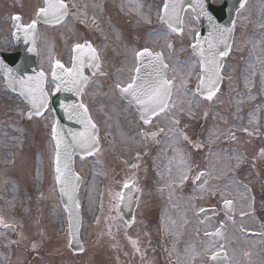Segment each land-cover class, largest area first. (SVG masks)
<instances>
[{
    "label": "rangeland",
    "instance_id": "rangeland-1",
    "mask_svg": "<svg viewBox=\"0 0 264 264\" xmlns=\"http://www.w3.org/2000/svg\"><path fill=\"white\" fill-rule=\"evenodd\" d=\"M14 1L11 0L13 4ZM215 1L220 2L221 0ZM161 2L162 0H153V3L152 1L149 3L148 0H72V5L74 4L75 7L71 5L72 12L63 22L51 28L42 29L39 41L41 67L47 72L50 71V56L53 61L58 59L68 64L72 45L82 41L83 38L93 41L102 50L103 65L100 72L105 73V75L98 73L93 77L92 82L88 83L86 87L84 97L91 104L96 119L101 121L104 117L99 115L101 111L98 106L102 102L100 98L101 96L116 95L114 84L122 82V79L126 76L125 72H120L121 69L119 68L123 64L128 65L130 70L133 49L139 48L141 45L165 46L166 40L164 37L166 35L164 32L159 31L161 33L151 35L146 31V26L150 27L151 25L155 30H162V25L156 20L158 4ZM12 3L8 0H0V45L4 47L11 46V36L8 35L11 28L8 27V21L11 14L18 10L17 6L12 5ZM37 6H41V1L38 0ZM32 7H34L32 4H25L24 8L30 10L25 20L34 19L33 11L35 7L31 9ZM150 15L153 17L151 23H149L150 18H148ZM83 21L89 24V28L81 26L80 22ZM97 21H100L99 26H94ZM263 23L264 0H248L246 7L238 12L235 19L234 46L226 58L223 70L225 79L222 88L210 101L206 109V113H210L212 119L216 117L218 120L216 119L217 125L212 120L203 129L205 134L203 143L206 144L209 141V145H211L212 150H215L220 160H226L230 155L226 151L225 144L228 142L227 135L234 124L237 125L236 127H255L257 123L264 120V101H262L264 94ZM2 27H4V33H2ZM183 27V35L172 34L175 40V42L172 40L175 47L174 52L177 56L172 57L169 61L172 64V76L177 78L175 96L183 97L181 100H176V102L181 101L182 104L186 102L188 105L189 102L192 103L190 97L193 96V84L199 76V64L196 60H192L193 53L190 49V43L193 41L192 34L198 30L197 21L193 19L191 9H187L185 12ZM190 29L193 30V33H190ZM120 51L122 52L119 53ZM193 65L195 66L193 67ZM182 83L183 86H181ZM52 87V85H49V89ZM5 88L0 80V213L5 217L6 223L9 220L15 221L9 223L15 224L6 229L2 226L3 224L0 225V264H5L3 259L10 256V253L13 256L15 255V259H20V257L24 259L26 256L15 247L13 241L25 247H31V249L33 244L36 245L35 248H40L41 244L46 242V238L57 239L54 237L50 222L56 219L54 225L60 227L58 211L52 208L56 203L53 191H49L50 196L44 201L34 200L31 197L36 190L33 187L27 190V193L21 195L17 189H13L14 192L7 193V185L4 182L9 181L10 185L16 182L13 177L15 170H12V167L5 166L10 161L8 154L10 155L14 153V149L24 146L34 151V155H37V159H35L37 177L39 178L38 181H41L44 174L46 175V172L44 173V169H42V162L45 160L47 165L50 164L51 147L48 139V118L29 119L27 117L28 104L24 103L16 94L5 91ZM258 102L261 103V107L254 108L253 104ZM192 105L196 104L192 103ZM230 113H234L239 119L230 122L229 125V119L222 118L227 117ZM114 115V113L106 112V119L112 121L113 133H126L127 130L120 129L121 127L124 128V125L114 121ZM187 119L189 118L187 117L185 120ZM23 123H25L26 129H31L30 132H24ZM103 125L105 131H107L109 128L108 122H103ZM185 129L187 133L192 131L191 126H185ZM103 137L107 142L103 143L102 149L104 153H108L113 150L112 147L116 143L109 140V135L105 136L103 133ZM240 140L241 138L238 137L232 143L236 144ZM234 156L230 157V162L233 164L238 160L237 153ZM29 157V153H20L18 157V168L26 169V179L30 177L32 172L29 167ZM83 161L84 170L89 174L87 169H90L91 163H89V159ZM221 164L223 163H220L218 168L225 167ZM224 165L227 166L225 163ZM95 170H97V166H95ZM213 176L218 181L222 180V176L227 177L226 173L223 175L216 173ZM223 183L220 184L221 188ZM17 187L20 188V184ZM223 188L235 193L239 206L241 208L245 207L247 202L245 187L234 183L230 176V183L223 184ZM229 195L232 196L230 192ZM14 204L17 206L12 207ZM93 204L94 201L90 200L87 207L92 208ZM34 209L35 214L31 217V212L33 213ZM59 210L61 212L60 208ZM24 226L29 227L28 231L25 230ZM23 231H26L24 235ZM39 233L42 234L44 239L41 243H39L42 240ZM61 241L63 240L60 239L56 242L57 245H54L56 243L51 241V247L58 246ZM63 245L61 250L65 249ZM85 257L87 259H102L96 251L93 253L86 252ZM15 259L13 264H16ZM31 259L40 258L33 256ZM41 259L43 258L41 257Z\"/></svg>",
    "mask_w": 264,
    "mask_h": 264
},
{
    "label": "snow or ice",
    "instance_id": "snow-or-ice-1",
    "mask_svg": "<svg viewBox=\"0 0 264 264\" xmlns=\"http://www.w3.org/2000/svg\"><path fill=\"white\" fill-rule=\"evenodd\" d=\"M245 0H240V8H243ZM71 0H44V5L35 13V19L28 24L21 23L19 15L11 17L16 27L17 32L22 31L24 34V42L31 43L27 49L28 53L39 55L36 48L37 39V24L43 21L46 24H59L63 22L69 15V4ZM75 7V5H72ZM191 9L193 19L204 17L207 19L209 25V32L206 37H202L199 32H194L190 29L192 34V48L194 57L199 60L200 75L198 76V84L193 95L199 94L204 99L212 101L220 90V83L223 80L221 75L222 58L228 55L231 49L230 39L233 31L232 27H225L216 22L213 13L205 0H192V2L184 7L183 0H163L162 7L159 9V18L165 23L171 32L183 35L184 33V20L182 13ZM239 11V9H237ZM233 27L235 21L232 22ZM17 32L13 36H17ZM170 49L171 43L167 44ZM73 55L71 56V66H66L60 60H54L49 57L51 67V84L53 86V94L61 91L73 92L76 96H83L84 90L88 86L90 77L85 74V68L91 71L92 76H96L99 72L100 75L105 73L100 72L101 59L97 49L89 41L83 43H75L71 49ZM136 67L131 71L133 74L127 82H117L115 87L119 90L128 104L135 106L139 113V119L145 126L153 124L154 120L159 119L162 114L168 113L176 108L175 102L172 100L173 89L176 87L175 76L169 78V64L165 62L163 52H153L149 48H144L135 52ZM147 61L145 63L144 61ZM29 61L28 56L20 58L14 68L6 63L5 59H0V70L3 71L5 78L9 81L10 85H19V91L22 96L26 98L30 104V110L27 113L29 119L35 116H44L48 111L49 105V92H48V74L43 71H36L33 75H28L25 72ZM195 65H193L194 67ZM191 75V73H189ZM183 86V83L182 85ZM61 109L64 110L68 119H75L77 124L82 127L79 131L69 129L65 133L59 127V121L52 123L51 137L55 142V155H54V182L59 188V194L62 198H66L65 210L68 212L69 220V235L77 238L79 231V209L80 203L77 199L79 188L80 176L73 171V157L77 152L81 159L87 156H94L101 151V137L99 134V127L90 115L88 106L81 100L79 103H60ZM207 115V113H205ZM178 119H173V125H179ZM169 132H178V129L169 128ZM247 132V129H245ZM161 133H165L164 128H159L155 131H145L141 129V137L147 139L151 137L155 139ZM251 135V133H249ZM180 137L189 141V137L183 132H179ZM228 135L235 139V134L229 132ZM196 147L201 145L196 144ZM261 155H264V149L260 150ZM141 158V153H136V159ZM127 163V161H125ZM181 164L186 165V161L181 158ZM132 168H138L139 164H132ZM171 175V168L168 169ZM192 169L186 166L181 171L177 180L179 185H184L189 180ZM210 173L208 171H199L193 178V184L196 185L202 192L205 191V186L208 184ZM200 181V184H196ZM175 181H169L165 187L172 189ZM127 190L125 192L124 190ZM163 191V189H161ZM141 189L136 186L134 178L126 179L122 184V189L116 192L112 197L111 210H115L119 215L122 213L123 208H130L133 206L134 194L136 196V203ZM212 195L219 192L223 200V208L229 219H233V212L235 209L234 199H229V193L213 188L210 190ZM201 198H203L201 196ZM205 212L204 208L199 209V213ZM197 213V214H199ZM241 217L247 213L241 211ZM134 220V218H133ZM132 221H126L130 224ZM234 222V221H233ZM0 224L5 228L10 225L3 223L0 218ZM224 225L221 223L220 227L216 228L214 232H205V236L215 243L216 238L223 237ZM241 231H245L243 226ZM135 244V241H133ZM71 241L69 242V247ZM36 245L33 244V248ZM221 249L223 245L221 244ZM83 251V247L79 249ZM208 251L210 252V259L216 261L221 252L212 251V245H209ZM226 256V253H224Z\"/></svg>",
    "mask_w": 264,
    "mask_h": 264
},
{
    "label": "flooded vegetation",
    "instance_id": "flooded-vegetation-1",
    "mask_svg": "<svg viewBox=\"0 0 264 264\" xmlns=\"http://www.w3.org/2000/svg\"><path fill=\"white\" fill-rule=\"evenodd\" d=\"M167 114L173 116L179 112L174 111ZM128 117V114L124 115V118ZM170 120V118L161 117L157 121L154 120V124L169 126ZM144 130L155 131L157 127L156 125L150 126ZM118 136L120 140L116 148L118 153L111 154L114 160L102 161L97 184H85V186L88 184V190H91L87 193L90 198L100 195L101 199L98 229L100 250L103 254L101 264H170L168 242L172 236L175 237L176 231L179 235L174 242V258L177 259L178 264H212L208 251L210 244L212 251L224 250L229 259L227 264H230V219L225 213L219 192L216 195L210 192L211 189L218 188L219 182L216 178L209 176L208 184L205 186L206 190L203 192L192 182L199 171H208L213 168L214 172L218 173L217 156L211 147L205 152L196 149L190 154L191 160L187 159L184 148L180 153L181 158L187 161L184 165L180 163L181 159L178 161L175 159V154L170 148V134H160L155 139L140 138V143L136 140L137 132L134 128ZM137 138L139 139L138 136ZM183 142L185 145L186 141L183 140ZM261 149L259 148L258 154L263 162L264 155H261ZM134 151L141 153L139 160L134 158ZM171 155L174 157L171 158ZM137 163L138 168L131 167L132 164ZM187 163L189 167L193 166L190 175L194 174L193 172L195 174L191 178L190 185L187 186L185 182L181 186L177 178ZM169 168H171V175H169ZM259 176V181L263 184V187L258 189L260 201L263 195L261 211L258 212L256 218H246L245 225L248 227L247 231L252 229L259 231L257 233L260 235L263 234L264 249V166ZM130 178H134L136 186L141 189L138 203H136L134 194L133 206L123 208L122 213L118 215L115 210L110 211L112 197L122 189L123 182ZM170 180L175 181L172 189L165 187ZM200 183V181L196 182L197 185ZM124 191L127 192L126 189ZM223 191L230 190L223 189ZM228 198L230 199L229 196ZM201 208H204L205 212L199 213ZM126 221L132 222L128 224ZM178 221L179 228L177 229ZM221 223L224 225L223 237L216 238L213 243L205 236V232H214ZM231 230L234 238L241 240L240 235L234 232L233 228ZM234 238L231 241L232 248L237 249L238 253L242 251V254L235 257L236 264H264V251H257L255 254L252 250L254 240L245 241L240 246ZM221 244L223 249L220 247ZM43 260L45 264H59L57 259ZM66 263L68 262L60 264ZM73 263L90 264L83 260Z\"/></svg>",
    "mask_w": 264,
    "mask_h": 264
},
{
    "label": "water",
    "instance_id": "water-1",
    "mask_svg": "<svg viewBox=\"0 0 264 264\" xmlns=\"http://www.w3.org/2000/svg\"><path fill=\"white\" fill-rule=\"evenodd\" d=\"M225 1H229L230 3H232L234 0H225ZM237 1V3H235ZM192 2V0H185L184 3H190ZM209 11H211L214 15V17L216 18V22L221 24V25H226V21H224L223 19L225 18V15L222 16L225 12V10H231V8L235 7L238 2H240V0H235V2L233 3V6H227L224 9H219L216 11V7L212 6L210 3V0H205ZM232 5V4H230ZM206 26L209 28L208 22L206 21ZM17 36H19V39L22 38V40L24 41V34L22 31L17 33ZM30 43V42H29ZM31 44V43H30ZM28 46H24V44L22 42L19 43L18 45V52L11 54V55H4L2 56L1 59H5L6 63H8V65L12 68L15 69L16 65L18 63H20V58L24 57V56H28L29 57V61H28V65L27 68L25 69L26 74L28 75H33L35 70H36V55L32 54V53H28L27 52ZM11 86V85H10ZM17 87L19 88V85H12V87ZM64 103H79V99L78 96H76L73 92H65V91H61L59 93H56L54 96V104L57 110V114H58V120H59V127L65 132L67 133V131L69 129H72L73 131H79L81 129V125L77 124L75 122V119H68V116L65 114L64 110L61 109L60 107V103L61 102ZM73 171H74V165H73ZM65 202H66V198ZM80 226V223H79ZM78 234V233H77Z\"/></svg>",
    "mask_w": 264,
    "mask_h": 264
}]
</instances>
